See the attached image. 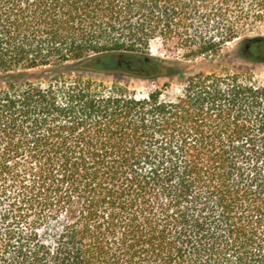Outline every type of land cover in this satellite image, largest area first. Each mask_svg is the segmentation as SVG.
Segmentation results:
<instances>
[{"label":"trees","instance_id":"obj_1","mask_svg":"<svg viewBox=\"0 0 264 264\" xmlns=\"http://www.w3.org/2000/svg\"><path fill=\"white\" fill-rule=\"evenodd\" d=\"M262 24L264 0H0V264H264V81L188 71Z\"/></svg>","mask_w":264,"mask_h":264},{"label":"rangeland","instance_id":"obj_2","mask_svg":"<svg viewBox=\"0 0 264 264\" xmlns=\"http://www.w3.org/2000/svg\"><path fill=\"white\" fill-rule=\"evenodd\" d=\"M262 38L264 37V24L258 26L254 31L242 34L236 41L227 45L222 53V57L215 60L207 58H198L188 63L189 74L204 72L207 74H225L226 72H233L239 70L241 67H251L255 79L259 82L264 81V64H248L241 58L237 57L238 49L245 38ZM150 53L162 59L163 61L170 62L175 58H181L182 51L170 43H163L160 39H155L150 43ZM233 60V61H232ZM110 82L111 78H106ZM132 90H135L139 96L146 95L153 86L149 83L131 80ZM181 90V84L177 81L172 82L171 88L168 90L169 95H176Z\"/></svg>","mask_w":264,"mask_h":264},{"label":"water","instance_id":"obj_3","mask_svg":"<svg viewBox=\"0 0 264 264\" xmlns=\"http://www.w3.org/2000/svg\"><path fill=\"white\" fill-rule=\"evenodd\" d=\"M259 38H246L243 40L242 44L239 47V50L241 52V54L246 57V58H250V56L247 54V48L250 46V41H257Z\"/></svg>","mask_w":264,"mask_h":264},{"label":"flooded vegetation","instance_id":"obj_4","mask_svg":"<svg viewBox=\"0 0 264 264\" xmlns=\"http://www.w3.org/2000/svg\"><path fill=\"white\" fill-rule=\"evenodd\" d=\"M250 46L247 48V54L250 56V58H253V52L256 50L259 54L261 53V50L259 48V44L261 43V40L258 41H250Z\"/></svg>","mask_w":264,"mask_h":264}]
</instances>
